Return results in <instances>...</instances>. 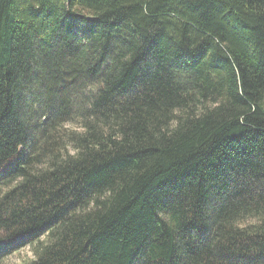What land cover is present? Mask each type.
Here are the masks:
<instances>
[{
  "label": "trees",
  "instance_id": "16d2710c",
  "mask_svg": "<svg viewBox=\"0 0 264 264\" xmlns=\"http://www.w3.org/2000/svg\"><path fill=\"white\" fill-rule=\"evenodd\" d=\"M264 264V0H0V264Z\"/></svg>",
  "mask_w": 264,
  "mask_h": 264
},
{
  "label": "rangeland",
  "instance_id": "374dc122",
  "mask_svg": "<svg viewBox=\"0 0 264 264\" xmlns=\"http://www.w3.org/2000/svg\"><path fill=\"white\" fill-rule=\"evenodd\" d=\"M34 258L32 248L25 246L5 260V264H24Z\"/></svg>",
  "mask_w": 264,
  "mask_h": 264
},
{
  "label": "water",
  "instance_id": "95a60500",
  "mask_svg": "<svg viewBox=\"0 0 264 264\" xmlns=\"http://www.w3.org/2000/svg\"><path fill=\"white\" fill-rule=\"evenodd\" d=\"M70 1V0H69Z\"/></svg>",
  "mask_w": 264,
  "mask_h": 264
}]
</instances>
